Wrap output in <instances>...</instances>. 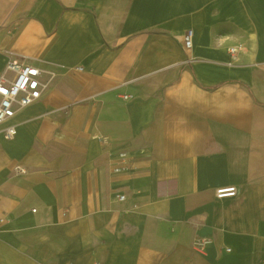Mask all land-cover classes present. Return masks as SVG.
I'll use <instances>...</instances> for the list:
<instances>
[{
  "label": "crops",
  "instance_id": "1",
  "mask_svg": "<svg viewBox=\"0 0 264 264\" xmlns=\"http://www.w3.org/2000/svg\"><path fill=\"white\" fill-rule=\"evenodd\" d=\"M11 62L0 264H264V0H0Z\"/></svg>",
  "mask_w": 264,
  "mask_h": 264
},
{
  "label": "built area",
  "instance_id": "2",
  "mask_svg": "<svg viewBox=\"0 0 264 264\" xmlns=\"http://www.w3.org/2000/svg\"><path fill=\"white\" fill-rule=\"evenodd\" d=\"M182 43L186 52L192 49V31L186 32ZM234 52V49L229 50L230 54ZM6 69L12 71L15 77L10 83L0 80V126L13 118L18 108H25L38 100L41 92L40 71L37 67L11 62L7 64ZM14 134V126H9L4 130L7 139L12 138ZM236 194L237 190L234 187L220 188L216 191L218 199L234 197ZM119 200H124V196H120Z\"/></svg>",
  "mask_w": 264,
  "mask_h": 264
},
{
  "label": "rangeland",
  "instance_id": "3",
  "mask_svg": "<svg viewBox=\"0 0 264 264\" xmlns=\"http://www.w3.org/2000/svg\"><path fill=\"white\" fill-rule=\"evenodd\" d=\"M181 48H182V51H184V49H183V44L181 43Z\"/></svg>",
  "mask_w": 264,
  "mask_h": 264
}]
</instances>
